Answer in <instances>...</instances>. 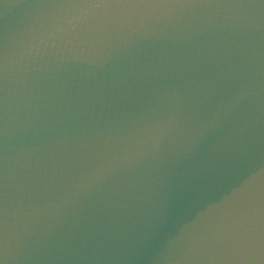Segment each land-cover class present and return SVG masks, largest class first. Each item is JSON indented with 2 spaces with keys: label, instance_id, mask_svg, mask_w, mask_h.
<instances>
[{
  "label": "water",
  "instance_id": "water-1",
  "mask_svg": "<svg viewBox=\"0 0 264 264\" xmlns=\"http://www.w3.org/2000/svg\"><path fill=\"white\" fill-rule=\"evenodd\" d=\"M0 264H264V0H0Z\"/></svg>",
  "mask_w": 264,
  "mask_h": 264
}]
</instances>
